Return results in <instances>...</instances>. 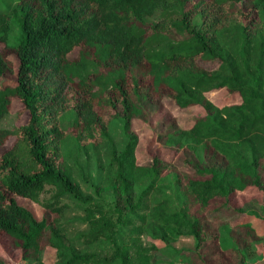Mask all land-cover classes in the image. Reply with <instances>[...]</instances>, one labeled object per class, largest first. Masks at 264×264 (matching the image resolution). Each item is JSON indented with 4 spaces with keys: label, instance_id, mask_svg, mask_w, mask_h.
<instances>
[{
    "label": "trees",
    "instance_id": "1",
    "mask_svg": "<svg viewBox=\"0 0 264 264\" xmlns=\"http://www.w3.org/2000/svg\"><path fill=\"white\" fill-rule=\"evenodd\" d=\"M0 42V75L14 69L8 52L17 61L14 84L0 86V118L12 97L27 112L0 127V145L14 137L0 153V235L22 260L47 264L48 246L52 264L244 263L264 237L229 219L264 212V201H231L248 187L264 195V0H0ZM213 88L236 101L216 105L205 95ZM163 97L202 109L154 135L182 154L177 168L157 154L135 158L131 119L147 120L144 103ZM96 150L106 166L87 193L79 158ZM16 196L39 204L41 217ZM65 197L83 230L69 231ZM181 237L191 243L177 248Z\"/></svg>",
    "mask_w": 264,
    "mask_h": 264
},
{
    "label": "rangeland",
    "instance_id": "2",
    "mask_svg": "<svg viewBox=\"0 0 264 264\" xmlns=\"http://www.w3.org/2000/svg\"><path fill=\"white\" fill-rule=\"evenodd\" d=\"M0 50H4L1 42ZM77 53L78 47H74L68 53V56L70 58H74ZM7 57L12 61L14 69L11 72L0 75V86L5 84L13 85L15 80V69L17 65L16 57L12 52H8ZM197 62L205 68H211L216 65V61H205L199 59ZM205 95L216 105H223L232 101L234 102L237 99L236 95L230 94L224 88H213L206 92ZM10 104L9 111L0 118V127L9 128L13 125L23 123L27 118V112L22 110L20 101L16 97H12ZM143 106L147 111V120H144L143 117H134L130 122V128L137 137V144L135 147L136 161L139 163H147L151 160V157L154 154H157L162 159L172 163L174 168L181 166L182 154L179 151H174L173 149L164 146L161 142L155 141L154 135L158 131L165 128V120L169 118H173L177 126H188L193 121L194 117L202 114L201 107L189 106L179 108L169 97H163L158 103L151 104L145 102ZM109 135L112 145L118 152L125 140L124 132L120 128L119 121L115 120V122H112L109 129ZM13 138V136H10L2 145H0V153L10 145ZM106 160L107 157L104 150H96L95 152L91 151L88 155L80 156L79 162L82 167L81 175H86L88 181H85L79 174H76V178H78V183L85 192L92 193V184H98V182H101V175L104 167L106 166ZM105 195H107V197L109 196L108 194ZM65 198L70 203V207L67 208L64 213L65 218H71L69 231L72 233L76 230H83V228H85V224L81 221V219H78V216H81L80 210L77 207L72 206L71 199L68 197ZM250 198H254L260 203L264 201V195H262V192L253 187H248L242 191H235L232 195L231 201L234 205H240ZM15 200L18 204L28 208L36 218L41 217L43 208L36 202L27 197L20 196H16ZM245 220H248L253 226H255L257 232L264 237V212L257 207H255L254 210L252 208H248L244 213L230 218L229 223ZM224 227H226L225 224ZM144 239L146 240L147 238ZM155 242L160 244L159 241ZM190 243L191 240L187 237H181L173 242L174 246L177 248L189 245ZM0 256L7 264H29L27 261L20 258L19 250L14 248L8 238L3 235H0ZM42 258L45 263L52 264L54 261V250L51 247H45L42 252ZM157 264L168 263L160 262ZM243 264H264V238L258 242L254 248L249 250V254Z\"/></svg>",
    "mask_w": 264,
    "mask_h": 264
}]
</instances>
